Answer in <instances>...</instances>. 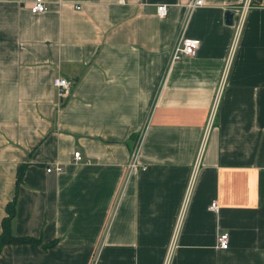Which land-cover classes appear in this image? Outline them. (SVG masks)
I'll return each mask as SVG.
<instances>
[{
    "label": "crops",
    "instance_id": "crops-1",
    "mask_svg": "<svg viewBox=\"0 0 264 264\" xmlns=\"http://www.w3.org/2000/svg\"><path fill=\"white\" fill-rule=\"evenodd\" d=\"M33 1L0 0V232L17 193L38 240L0 264H264V0Z\"/></svg>",
    "mask_w": 264,
    "mask_h": 264
},
{
    "label": "built area",
    "instance_id": "built-area-1",
    "mask_svg": "<svg viewBox=\"0 0 264 264\" xmlns=\"http://www.w3.org/2000/svg\"><path fill=\"white\" fill-rule=\"evenodd\" d=\"M120 1L124 2L125 0H120ZM203 4H204V0H192L190 2V7H196V6H200ZM250 4H251V0H246L241 7L237 8V11H241V16H240L239 22L237 23L238 31L242 27L245 12L247 11ZM48 7H49L48 3L45 0H34L32 5H31V10L33 13H41V12L47 11ZM168 10L169 9H168V6L166 4H160L157 8V13L161 18H164L167 16ZM200 44H201V41L197 38H181L180 41L177 43V45L175 46V48L172 51V61H179V60L183 59L184 57L196 55L197 50L200 47ZM226 75H227V70H225V72H224V76H226ZM224 80H225V77H224ZM54 86L57 89V95L60 98L61 103H63L65 101V99L70 94L71 88L73 86L72 81L65 78V77L58 76L54 79ZM221 90H222V88H220V90L218 92L216 102H215V105L213 108L211 124L214 122V119H215V110H216V106H217L219 96L221 94ZM211 124H210V126H211ZM208 132H209V129L206 131V134L204 135L202 146H201L198 158H197L198 161L201 159L203 148H204L205 143H206V138L208 136ZM141 142H142V136H139L138 139L136 140V142L134 143L133 148H132L131 158H130V161L128 163V170L130 172L140 168L138 161H139ZM74 159L76 162L82 161V159H83L82 152L79 150L76 151L74 153ZM47 171L48 172H51V171H59L60 172V171H63V166L60 164H57L55 166L54 165L48 166ZM211 207L213 209L219 208L216 200L212 201ZM218 244L222 248H228L229 247L230 238H229V233L227 231H221L219 233ZM172 249H173V247L171 248V250Z\"/></svg>",
    "mask_w": 264,
    "mask_h": 264
},
{
    "label": "trees",
    "instance_id": "trees-1",
    "mask_svg": "<svg viewBox=\"0 0 264 264\" xmlns=\"http://www.w3.org/2000/svg\"><path fill=\"white\" fill-rule=\"evenodd\" d=\"M7 214L2 219V231L0 232V252L5 244L11 242H35L38 239L31 236L17 235L13 232L14 218L17 212V193L6 205Z\"/></svg>",
    "mask_w": 264,
    "mask_h": 264
},
{
    "label": "water",
    "instance_id": "water-1",
    "mask_svg": "<svg viewBox=\"0 0 264 264\" xmlns=\"http://www.w3.org/2000/svg\"><path fill=\"white\" fill-rule=\"evenodd\" d=\"M236 13H237L236 10H231L230 16H229V22H230V24H234L235 23L234 16H235Z\"/></svg>",
    "mask_w": 264,
    "mask_h": 264
}]
</instances>
